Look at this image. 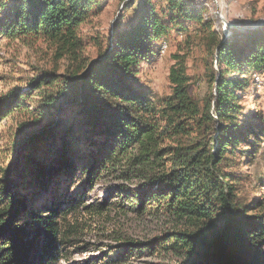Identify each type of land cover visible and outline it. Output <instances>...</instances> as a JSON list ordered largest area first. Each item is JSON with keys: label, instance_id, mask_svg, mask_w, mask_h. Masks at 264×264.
Masks as SVG:
<instances>
[{"label": "trees", "instance_id": "trees-1", "mask_svg": "<svg viewBox=\"0 0 264 264\" xmlns=\"http://www.w3.org/2000/svg\"><path fill=\"white\" fill-rule=\"evenodd\" d=\"M142 2L138 22L126 30L118 23L109 49L87 60L79 30L102 2L0 0V35L48 42L58 56L72 59L62 74L42 70L2 102L0 118L21 110L24 101L37 106L24 108L30 137L0 175V264L65 258L72 230L66 220L82 200L67 198L59 179L65 174L70 184L76 178L81 142L89 186L132 150L129 168L146 179L138 211L159 212L176 224L165 251L193 253V264H264V210L238 196L237 177L226 171L231 157L253 156L264 142L263 114L249 120L241 96L255 87L253 75L264 76V27L223 41L188 0H166L159 13L152 0ZM184 22L211 33L219 71L208 74L210 91L193 99L185 61L176 58L171 95L143 92L140 65L155 60L170 29L184 31ZM102 208L85 206L98 215Z\"/></svg>", "mask_w": 264, "mask_h": 264}, {"label": "rangeland", "instance_id": "rangeland-1", "mask_svg": "<svg viewBox=\"0 0 264 264\" xmlns=\"http://www.w3.org/2000/svg\"><path fill=\"white\" fill-rule=\"evenodd\" d=\"M98 1L103 3L101 12L79 30V37L85 45L82 57L87 60L98 59L109 49L118 23L122 30H126L138 22L142 1L145 0ZM188 2L203 11L205 21H210L212 25L210 32H218L223 41L235 37L243 39L246 33L264 27V0ZM152 3L158 13L168 6L166 0H152ZM257 24L261 26L253 29ZM184 25V31L171 28L161 54L155 60L140 65L137 86L143 88V92L157 97L171 95L169 73L178 62L176 58L185 61L190 77L189 94L193 99L201 101L210 91L208 74L219 71L216 57L211 56V33L195 22H184ZM71 63V58L58 56L56 47L48 42L0 35V108L2 102L18 90H24L27 82L40 71L56 69L62 74ZM252 78L255 87L241 95L242 107L251 121L259 116V112L264 118V76L255 74ZM32 101L36 102L34 99L19 102L23 104L21 110L0 118V175L18 157L19 145L30 137L28 132L32 129V123L27 121L23 110L36 107L37 104H32ZM43 122L45 125L46 121ZM257 149L253 156L237 154L231 157V167L226 171L233 172L237 177L234 184L238 196L249 205L261 204L264 210V142ZM79 150L82 159L77 161L79 170L73 183L64 182L65 174L59 179L60 190L68 188L67 198L82 200L81 209L66 220L72 228L71 237L65 245V258L59 264L194 263L196 255L193 253L179 256L176 251H165L164 242L176 231V224L172 220L159 212L138 211L141 210L139 188L146 179L139 175L140 172L134 173L129 168L127 160L132 157V150H128L114 170L105 173L90 186L83 175V156L88 153L84 151L82 142ZM88 205H103L104 211L99 215L91 214L85 210Z\"/></svg>", "mask_w": 264, "mask_h": 264}, {"label": "water", "instance_id": "water-1", "mask_svg": "<svg viewBox=\"0 0 264 264\" xmlns=\"http://www.w3.org/2000/svg\"><path fill=\"white\" fill-rule=\"evenodd\" d=\"M261 26V24H257L253 29L259 28ZM250 29H245V31H248Z\"/></svg>", "mask_w": 264, "mask_h": 264}, {"label": "bare ground", "instance_id": "bare-ground-1", "mask_svg": "<svg viewBox=\"0 0 264 264\" xmlns=\"http://www.w3.org/2000/svg\"><path fill=\"white\" fill-rule=\"evenodd\" d=\"M165 50V49H164Z\"/></svg>", "mask_w": 264, "mask_h": 264}]
</instances>
